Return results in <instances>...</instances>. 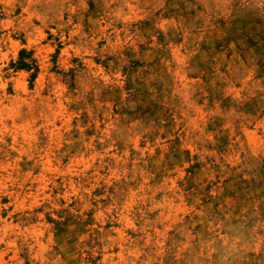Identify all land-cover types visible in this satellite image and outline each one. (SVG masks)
I'll use <instances>...</instances> for the list:
<instances>
[{"label":"rangeland","instance_id":"1","mask_svg":"<svg viewBox=\"0 0 264 264\" xmlns=\"http://www.w3.org/2000/svg\"><path fill=\"white\" fill-rule=\"evenodd\" d=\"M0 264H264V0H0Z\"/></svg>","mask_w":264,"mask_h":264}]
</instances>
